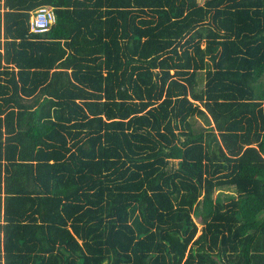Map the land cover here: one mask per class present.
Listing matches in <instances>:
<instances>
[{
	"label": "trees",
	"instance_id": "trees-1",
	"mask_svg": "<svg viewBox=\"0 0 264 264\" xmlns=\"http://www.w3.org/2000/svg\"><path fill=\"white\" fill-rule=\"evenodd\" d=\"M0 264H264V0H0Z\"/></svg>",
	"mask_w": 264,
	"mask_h": 264
},
{
	"label": "built area",
	"instance_id": "built-area-1",
	"mask_svg": "<svg viewBox=\"0 0 264 264\" xmlns=\"http://www.w3.org/2000/svg\"><path fill=\"white\" fill-rule=\"evenodd\" d=\"M55 19L52 8L40 6L30 16L29 30L33 33L45 32L55 22Z\"/></svg>",
	"mask_w": 264,
	"mask_h": 264
},
{
	"label": "rangeland",
	"instance_id": "rangeland-1",
	"mask_svg": "<svg viewBox=\"0 0 264 264\" xmlns=\"http://www.w3.org/2000/svg\"><path fill=\"white\" fill-rule=\"evenodd\" d=\"M204 1L205 0H197V2L199 4H202ZM203 83H204L203 75L200 74L198 89H200L203 86ZM195 121H196V123L199 126H201L203 128H204L205 124L207 122H209L207 117H199V118H196ZM210 124H212V123L210 122ZM235 195H236V192H235L233 187H225V188H222V189H217L214 192V197L215 196H221L224 200H227L228 196H235ZM194 220L196 221V223L198 225V229H199L198 233H199L202 224L200 223V221H199V219L197 218L196 215L194 216Z\"/></svg>",
	"mask_w": 264,
	"mask_h": 264
}]
</instances>
